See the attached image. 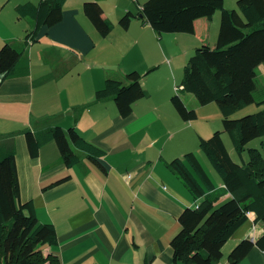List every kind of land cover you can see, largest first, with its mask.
Returning <instances> with one entry per match:
<instances>
[{"label": "crops", "instance_id": "obj_1", "mask_svg": "<svg viewBox=\"0 0 264 264\" xmlns=\"http://www.w3.org/2000/svg\"><path fill=\"white\" fill-rule=\"evenodd\" d=\"M39 1L0 0V49L8 42L22 51L9 75L0 79V136L12 134L21 199L32 200L39 220L56 228L58 244L43 246L44 255H56L60 264H173L171 240L181 229L179 216L200 199L168 164L193 151L207 170L200 137H210L214 128L204 126L201 131L194 120L180 116L171 101L178 82L175 75L172 81L167 77L157 93L155 84L149 87L150 73L161 61L166 63L165 55L157 60L154 47L165 36L139 18H133L128 28L118 23L147 0H96L108 20L114 6L115 21L110 20L113 28L107 36L86 15L84 3L89 0H67L62 20L43 27L27 42L34 21L19 17L16 8ZM217 12L195 21L192 34L201 44H210L211 36L219 34ZM263 66L264 62L258 68ZM134 70L143 75L149 96L135 102L133 111L123 117L112 97L98 99L96 92L108 78L126 82V73ZM191 102L196 111L202 109ZM57 125L65 130L75 127L105 150L99 158L102 166L77 148L80 161L68 166L55 141L32 156L24 131L42 133ZM212 174L216 188L223 189L221 178ZM248 215L224 245L217 264H230L226 250L230 254L242 239L263 233L264 221H256L254 212ZM238 264H264V249L253 247Z\"/></svg>", "mask_w": 264, "mask_h": 264}, {"label": "trees", "instance_id": "obj_2", "mask_svg": "<svg viewBox=\"0 0 264 264\" xmlns=\"http://www.w3.org/2000/svg\"><path fill=\"white\" fill-rule=\"evenodd\" d=\"M66 1L40 0L37 4L27 2L17 6L19 17L34 21L27 42L43 27L62 20ZM219 10L221 25L216 46L203 44L195 49L177 90L192 92L203 105L211 102L219 105L224 129L208 138L200 137V148L217 169L224 188H216L193 151L169 162V167L200 199L195 207L185 208L179 216L181 229L171 240L173 264H217L224 255V245L248 221L250 212L255 213L256 221H264V142L261 149L248 148L250 142L264 136V107L240 118L231 117L254 102L264 106V92L260 98L255 95L257 68L264 62V0H237L235 8L225 7L224 0H147L136 12L127 11L119 21L123 28H128L133 18H139L158 34L194 33L197 19H210ZM84 11L101 35L107 36L112 31L113 24L104 16L99 1H86ZM21 56L20 49L8 42L3 44L1 80ZM142 78L137 70L126 73V82L108 78L96 97H112L120 114L126 117L135 102L149 96ZM171 101L183 120L198 118L197 111L189 109L178 93ZM225 131L240 155L248 149V161L234 160L223 138ZM24 134L32 156H37L45 143L55 141L68 166L80 161L75 148L85 151L102 166L99 158L105 155V150L87 140L75 127L65 130L57 125L42 133L26 130ZM11 135L0 136V264H60L56 255H44L42 251L43 246L58 244L54 224L41 222L33 201L20 197L16 147ZM255 246L264 249V231L254 239H242L229 254L230 264L245 259Z\"/></svg>", "mask_w": 264, "mask_h": 264}, {"label": "rangeland", "instance_id": "obj_3", "mask_svg": "<svg viewBox=\"0 0 264 264\" xmlns=\"http://www.w3.org/2000/svg\"><path fill=\"white\" fill-rule=\"evenodd\" d=\"M112 1H118V0H112ZM120 1V0H119ZM237 2V0H235L233 2V0H227V5L230 7H227L225 5V7L227 8H235L233 7L235 5V3ZM134 9L136 8V4L134 5ZM109 19L113 22L115 21V19L113 17L114 16V6H110L109 8ZM218 14V24L217 27H220V22H221V11L219 10L217 12ZM120 19H118V23H119ZM120 24V23H119ZM215 29V22L213 23V29L212 31ZM217 33V32H216ZM164 34V39L159 43L158 41H156L154 43V47L156 48V52H157V60L158 57L161 59L164 57L165 55V59H166V63L164 61H161L159 63V67L152 71L148 77V85L149 87H153V91L154 93L158 92V86L164 81L167 80V77H171V81L173 76L175 75L176 79H177V84H175V92L174 94L178 93L182 99L184 100V102L186 103L187 107L189 109H193V104H192V100H194L195 102H197L198 104L202 105V109L198 110V118L196 120H194L193 122L197 123V126L199 129H201L204 126H209L211 125L214 128V131L220 130L223 131L224 126H223V121H222V113L221 110L219 108V105L217 104V102H211L208 103L206 105H203L199 102V100L197 99V97L195 96V94H193L192 92L186 91V90H177V85L180 84V82L182 81V78L184 76V70H185V66L188 63L190 57L192 56V54L195 52V49L203 44H201V42H199V38L197 35H194L192 33H163ZM215 34V33H214ZM217 39H218V34H215L213 36H211L210 39V44H214L216 46L217 44ZM168 54V55H167ZM173 55L176 56V59H173ZM173 61V64H171V62ZM176 63V64H175ZM260 68V69H259ZM257 69V73H261L259 74L258 78H257V83L260 87V93L264 92V66L263 67H259ZM189 95L191 96L190 99L189 97H184L185 95ZM256 96H258L259 98L261 97V94H259L258 92L255 93ZM257 97V98H258ZM261 107L263 108L264 106H261L260 104H258L257 102H254L244 108L238 109L237 111H235V113L231 116L232 118H240L243 117L247 114L250 113H254L255 111H258L259 109H261ZM204 133V132H203ZM224 137H225V141H226V145L228 150L230 151L232 157L234 158L235 161L242 163L244 160L248 161L249 160V153H248V149H246L245 151H243L242 155H240L234 145L233 142L231 140L230 135L228 134V132H223ZM263 142H264V136L257 138L255 140H253L252 142L249 143L248 148L249 147H257V148H262L263 146ZM203 156H204V160H205V165L207 170L209 171V173L211 174V172L213 173L212 176L216 179H220L219 173L217 172V169L215 168V166L210 162V160L207 158V156L202 152ZM229 246H231V241L229 242ZM227 246V248L229 247ZM236 246V244H235ZM232 246L231 249H233ZM225 255L228 257L229 253L226 250Z\"/></svg>", "mask_w": 264, "mask_h": 264}]
</instances>
